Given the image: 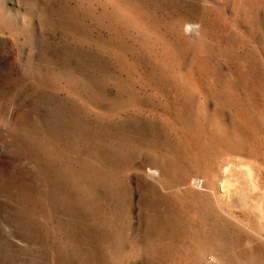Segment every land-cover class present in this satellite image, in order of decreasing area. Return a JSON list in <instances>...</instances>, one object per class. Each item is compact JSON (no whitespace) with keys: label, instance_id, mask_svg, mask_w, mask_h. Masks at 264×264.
Listing matches in <instances>:
<instances>
[{"label":"rangeland","instance_id":"rangeland-1","mask_svg":"<svg viewBox=\"0 0 264 264\" xmlns=\"http://www.w3.org/2000/svg\"><path fill=\"white\" fill-rule=\"evenodd\" d=\"M0 264H264V0H0Z\"/></svg>","mask_w":264,"mask_h":264}]
</instances>
